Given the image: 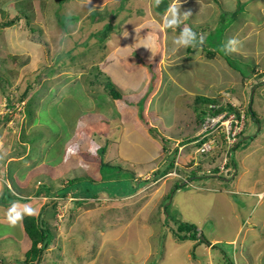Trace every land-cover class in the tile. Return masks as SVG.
<instances>
[{"label":"rangeland","instance_id":"1","mask_svg":"<svg viewBox=\"0 0 264 264\" xmlns=\"http://www.w3.org/2000/svg\"><path fill=\"white\" fill-rule=\"evenodd\" d=\"M119 1L0 0V24L18 17L17 26L0 28V74L10 76L0 80V198L6 190L14 197L10 206L0 204V264H23L22 224L12 227L7 221L14 203L20 211L25 205L35 209L33 216L44 210L51 241L39 246L40 264H264V76H258L264 69L253 66H264L263 20L254 17L262 25L247 29L246 6L241 10L236 1L178 0L187 6L177 5L181 14L190 12L198 25L183 21L172 29L164 26L168 7L157 12L152 0ZM233 10L239 12L236 21L225 27ZM185 25L193 31L203 25L217 35V27L225 28L219 41L214 33L210 37L216 59L206 54L208 39L187 59L186 48L173 43L179 36L175 30ZM200 29L198 35L205 36ZM234 30L239 47L224 53L221 44ZM19 35L27 36V45L17 42ZM68 52L75 59L65 62ZM25 56L28 62L19 67ZM248 61L254 73L244 65ZM218 62L225 74L213 65ZM105 78L121 93L119 100L103 88ZM227 90L230 96H222ZM196 95L222 106L231 99L241 111L248 109L246 129L228 156L220 132L213 136L218 142L211 160L196 156L197 145H188L202 123L193 110ZM92 141L99 145L96 156L87 151ZM76 143L78 156L65 162L67 147ZM99 158L141 180H151L172 163L176 174L206 191L182 183L175 190V175H165L139 190L128 188V194L115 195L118 189L112 187L110 196L99 192L81 207L72 193L59 195L72 178L99 182ZM224 159L229 175L215 171L224 167ZM224 189L236 192L232 205L223 203ZM181 223L192 224L206 242L196 237L172 244L170 230L177 233ZM237 224L241 230L234 237ZM219 235L234 243L207 250L206 243ZM151 248L162 251L159 260Z\"/></svg>","mask_w":264,"mask_h":264},{"label":"trees","instance_id":"2","mask_svg":"<svg viewBox=\"0 0 264 264\" xmlns=\"http://www.w3.org/2000/svg\"><path fill=\"white\" fill-rule=\"evenodd\" d=\"M236 2H237V6H239L241 10L244 9V7L247 4L246 2H239V1H236ZM238 14H239V12H237L236 10H233V12L229 13L231 18L232 19L234 18V20L236 19L235 17H237ZM226 16L227 15H225L223 13L221 14V18L227 19ZM231 18L225 27H227L229 24L230 25L232 24V22L234 20H232ZM17 20H18V17L15 16V17L11 18L9 21L0 24V28H5V27L8 28V27L17 26L18 25ZM26 21L28 22L27 18H26ZM202 27H203V25L198 26V30H199V28H201L200 30H202V29L205 30L204 29L205 26L203 28ZM107 28L108 27L106 26L103 31L106 32ZM217 28L220 31L218 33V35H217V32L214 33L213 30H210V31L205 30L206 35L204 36V42L202 45H198L195 48L187 47L185 49V51H186L185 55H186L187 59L189 58L188 57L189 55L192 56L198 50H200L201 46L204 47L205 46L204 44L207 43V39L210 41V43H208V46L214 47L213 45H216V42H214L213 39H210V37L212 36L213 33L215 34L214 39L216 41L217 40L219 41V39L223 38L225 28L224 27H221V28L217 27ZM198 30H195V31H197L196 32L197 34L199 32ZM29 31L31 32L32 30H29ZM180 32L181 31L176 29V34L180 35ZM30 35H32V32L30 33ZM22 39L26 41L27 36L20 37L18 39V41L21 42ZM38 43H41V42L38 41ZM221 45L223 46V44H221ZM225 46H226V44L224 45V50H225L224 53H227ZM212 47L209 48V49H211V51H208L209 49L206 50V54L210 58L216 56V52L214 51V48H212ZM66 55H67V57L64 60L65 62L67 60H71V59L74 60L75 59V58H73V56L69 52L66 53ZM26 62H27V60H26V58H24V59H22V61L19 62V64L21 63V65L23 66L26 64ZM65 62H64V64H65ZM244 65H247V67L249 68L250 67L249 61L247 62V64L245 63ZM254 67H255V65H254ZM95 69H96V67L93 69V71ZM250 70H251V73H254L253 72L254 68H250ZM93 71H91L89 73V75L93 76V78H94L96 76L93 75V73H94ZM233 73H235V72L233 71ZM258 76L260 77V74ZM263 76H264V74L261 75V77H263ZM0 77H2L0 80L4 79L1 74H0ZM233 77H234V75H233ZM7 79H8V76L4 80H7ZM241 79L243 80L245 78H241ZM103 88L109 93L110 98L112 100H119L122 96L121 93L119 91H117L108 82L107 79L103 84ZM195 102H196V106L194 107V105H193V110L197 113V114H195V117H196L198 123H201L204 120V118L206 116L205 110L210 105L215 106V109L210 111L211 115H217L221 112H224L225 110H227V112L233 110L232 106L227 107V106L220 105V103H218L219 101L216 100L215 98L213 99V98H208L205 96L202 97L201 95H199V96L196 95ZM204 104H206V105H204ZM197 107L200 108V111L197 109ZM154 138H158V135L155 134ZM223 141H224L223 143H225V146L223 147L221 145V147L224 149L225 147H228V142L226 139H224ZM104 149H105V146L99 150L100 155L104 152ZM98 165H99L98 166V172H99V176H100L99 182H96L94 180H87L83 177L72 178L66 184H64L62 186V188H60L58 190L59 195L61 197H63L67 193H72V195L77 199V202H76L77 206L81 207L85 203L86 200L93 198L99 192L106 193L108 196H110V194L112 193L110 191V189H112V187H115L118 189L117 193H115V195H120V193L121 194H128L130 192L129 189H133V190L139 189V188H142L149 183V180L135 179L134 175L131 172L121 170V168L118 165L112 164V163H106L101 158H99V160H98ZM172 168H173V164L170 163V164H168V166L165 168L164 171H161L160 173L156 172L155 176H154L155 180L158 179L159 177L165 176L169 171L172 170ZM178 187L179 186L177 185V187H175V188H178ZM13 201H14V197H12L10 195L8 190H6L5 194L0 198V204L5 205V206H10ZM43 214H44V210H42V212H40L37 216L27 215V216L23 217L21 224H22V229H23V233H24V237H25L24 239H25L27 246L25 247L26 249L24 248L25 252H22L20 250H19L20 252H18L20 255H22V263L23 264H37V263L40 264V263H42L43 260L40 258L41 248L39 246L42 243H44V241H46V240H48V242L51 241V238L48 234L47 223L43 218L44 217ZM176 229H178L177 233H175L174 230H173V232L175 234V237L178 240L183 241V240H187V239H190V240L195 239L194 241H196L198 238L199 243H205L206 242L205 239H202V235L198 236L197 231H195V230L192 231L194 229V226L192 224L191 225H189V224L182 225V223H181L179 226H177ZM28 241L30 243L29 249L27 248L28 247ZM206 244H208V242ZM22 250H23V248H22ZM17 258H18V256L15 259H17ZM14 263L15 262H13V264Z\"/></svg>","mask_w":264,"mask_h":264},{"label":"clouds","instance_id":"3","mask_svg":"<svg viewBox=\"0 0 264 264\" xmlns=\"http://www.w3.org/2000/svg\"><path fill=\"white\" fill-rule=\"evenodd\" d=\"M160 3H161V0H156V4L157 5L160 4ZM177 4H178V0H173L172 5L169 6V7H168V4H167V7H168L167 14H166V16L164 18V26L166 28L175 29V28L179 27L183 23V21L185 19H187L191 15L190 12H183V14H181L180 7H178ZM203 42H204L203 34H199L198 35L196 32H194L187 25H185L182 28V30L180 32V35L178 37H176L174 39V41H173V43L178 48L179 47H184V48L193 47V48H195L198 45H202ZM236 43H237V41H236L235 38L229 39L228 44L225 46L226 51H229V52L236 51V48H235ZM261 58H263V56L255 57V60H259ZM19 60L22 61V59H19ZM20 64H18V65H20ZM254 65H255V68L264 69V66H260V65L256 66V64H254ZM262 74H263V72L260 73V75H262ZM227 92H228V90H227ZM227 95L230 96L229 92L222 94V96H227ZM228 100H226L228 105L225 104L223 106H227V107L228 106H232V108H233L232 111H228L227 112V110H225L224 112H221V113H219L217 115H211V113L209 111L205 110L207 112V114H206V117L204 118V120L202 121V123L199 126L200 127V130H199L200 132H199V134L197 136L198 138L194 142L188 144V145H197V150L199 149V152L196 153V154H198L196 156L204 158V159L211 160L212 155H213V145H215L218 142V139L215 140L213 138V136H215V134H217V132H220V135H221L222 139L223 140L226 139L227 142H228V147H225L227 149V153H226L225 156L229 155L230 151H232L233 147L238 143L239 139H241L242 134L244 133V131L246 129L245 127H246V117H247V115L245 116L246 113H244V112L246 110L248 111V109H246L243 112V111L240 110L241 107H237V106L233 105V103L231 102V99H230V101H228ZM210 106L213 107V109H215L214 105H210ZM235 109H237V111ZM209 116L211 118H216L218 116H223L222 119H220L221 121L222 120H228V119H230V116H231L232 120H230L229 127H227L228 129H226L225 126H221V127H218L217 129H214V127H212V128H208L207 130L203 131L201 126L203 125V123L206 121V119ZM242 118H243V120H242ZM219 123H220V121H218V123H216V124L219 125ZM217 130H219V131H217ZM227 130H229V131H227ZM233 131H235V135L233 137H231L230 135H231V133ZM246 139L247 138H243L242 141H244ZM185 146H187V145H183L182 147H180L178 149L181 150ZM203 146H205L207 150L205 152H200V150H201V148ZM98 149H99V145L95 141H92L90 143V145L88 146L87 151H88V153L90 155L96 156L97 153H98ZM79 151H80L79 143L70 144L67 147V149H66L65 162H67L68 158H70V157L78 156ZM0 158H2V156H0ZM77 163H78V166L86 167V165L83 163L82 160H78ZM221 163L224 164V167H222L221 170L216 169L215 171H218L219 173L222 172V174H225V175H229L230 174V170L227 168L228 160L224 159V162H221ZM172 170H174L173 173H170L171 172L170 171L166 175L168 177H172L173 175H175V177H176L175 181H176L177 185H179V183H182V185L180 186V187H182V186H186L188 184L189 185L192 184V182H191L192 178L185 180L184 178H182L181 176L176 174L177 173L176 167L172 168ZM215 171H214V173H215ZM222 174L220 176H222ZM211 175H213V174H208V175H205V176L209 177ZM163 177L164 176L159 177L156 180H155V177H153L151 180H149V183H155V182H157L159 179H161ZM221 180L224 181V182H228V180H224V179H221ZM174 189L177 190V188H174ZM122 199L123 198H121V200ZM95 200H97V199H95ZM86 202H87V200L85 201V203L83 205H85ZM25 214H27V215H35L36 214L35 213V209L31 208L30 206L25 205L24 208H23V211H20V210H18L17 204L14 203L12 205V207L9 209V212H8V215H7V221L9 223V225L12 226V227L17 226V224L19 222H22L23 216ZM197 233H198V236H199L200 233L199 232H197ZM11 262H13V261H11Z\"/></svg>","mask_w":264,"mask_h":264},{"label":"crops","instance_id":"4","mask_svg":"<svg viewBox=\"0 0 264 264\" xmlns=\"http://www.w3.org/2000/svg\"><path fill=\"white\" fill-rule=\"evenodd\" d=\"M126 1V0H125ZM231 2H234V1H239V2H246L247 4H246V9H245V13H246V22H244V23H246L245 25H246V27H247V29H249V27L250 26H254V27H259L260 25H262V24H264V0H230ZM179 3L177 4L178 6H183V7H185L186 9H187V6H185V3L186 2H181V1H178ZM123 3V1L121 0V1H119L118 2V4H122ZM183 3V4H182ZM168 4V3H167ZM234 4H235V2H234ZM233 4V5H234ZM237 4V3H236ZM152 5H153V7H154V3H153V0H152ZM170 6V5H169ZM168 6V7H169ZM114 7V6H113ZM207 8H208V10H213V11H215V9L211 6V4H209L208 6H207ZM91 11H90V14H93L94 15V11H93V9H90ZM225 9H223V10H221V12H223ZM105 11H107V8H105ZM224 13H225V11H224ZM89 14V15H90ZM99 14V13H98ZM97 14V15H98ZM213 14V13H212ZM256 16H260L261 17V20H263V23L262 24H260V23H258V22H254V17H256ZM209 17V13H208V16H205V18H204V21L207 19ZM196 16L194 17V16H192V15H190L187 19H185L184 21H187L188 23H190L191 24V26H195V25H198L197 23H198V20L196 21ZM203 21V22H204ZM236 21V19L232 22V24L234 23ZM258 24V25H257ZM257 25V26H256ZM264 26V25H263ZM106 27V26H105ZM104 27V28H105ZM204 27V26H203ZM206 28H208V27H206ZM235 29V28H234ZM244 29H246V28H244ZM259 29V28H258ZM239 30H241V29H239ZM176 31V30H175ZM242 31V30H241ZM226 32V31H225ZM231 32V31H230ZM238 33L236 32V30H234V33H231V38H235L236 39V35H237ZM18 36V35H17ZM240 36V35H239ZM20 37H22V36H20L19 35V38ZM230 38V39H231ZM224 40L226 41V42H224V44L223 45H227V43H228V39L227 38H224ZM17 42H20V41H18L17 40ZM29 42H31V43H33V44H35V42H33V41H29ZM24 43V44H23ZM20 44L21 45H27V39H26V41L25 40H21V42H20ZM40 44V43H39ZM237 45V46H236ZM235 45V48L236 47H239V45L238 44H236ZM238 50H239V54H242V53H244L243 51H244V49H242V48H238ZM237 50V51H238ZM228 52V51H227ZM245 55V54H244ZM239 56H241V55H239ZM25 58L27 59V57L25 56ZM215 59L217 58V56H215L214 57ZM247 58H251V56H249V57H247ZM217 61H218V59H217ZM225 61V60H224ZM28 62V61H27ZM26 62V63H27ZM216 64V63H215ZM213 64L215 67H219V69L221 68L220 66L221 65H219V62H218V64ZM13 65H14V63H13ZM19 67H22V65L20 64V65H18ZM23 66H25V65H23ZM10 70H13V69H11V68H9V69H5V72L6 71H10ZM15 70V69H14ZM220 71H223V73L225 74V67L223 66V68H221L220 69ZM233 73V72H232ZM6 74H7V76L8 77H10L9 76V74L6 72ZM232 77H233V74H232ZM200 84H202L201 82H200ZM188 88H190V85H189V87ZM178 90H180V87H178ZM182 91V90H181ZM187 179V178H186ZM185 179V180H186ZM187 186H189V187H192V190H198V191H200V192H205L206 190L205 189H200V188H198V187H196V186H194V185H192V184H188ZM224 192H223V200H225L223 203H225V202H227V204L229 203V204H231L232 205V202H231V200H232V198H235L236 196H237V194H236V192H234V190H229V189H224L223 190ZM208 192V191H207ZM199 195H201V196H204V195H202V194H200L199 193ZM173 196V195H172ZM229 197V198H228ZM213 205H216V204H213ZM217 208V207H216ZM236 210V207H235V209L233 210V211H235ZM201 222V221H200ZM241 230V227H240V225H238L237 224V229H235L234 230V237H236L237 236V234H238V232ZM162 231H165V233H166V235H168V232L166 231V230H161V232ZM160 232V233H161ZM170 232L172 233L173 232V229H171L170 230ZM197 232H199V231H197ZM200 233V232H199ZM23 235H24V233H23ZM114 235L116 236V238H118L120 235L119 234H116V233H114ZM202 235V234H201ZM144 238H146L147 236H146V234H144ZM169 237H170V239H173L174 238V242H172V244H175L176 246H178V244L179 243H184V241H179L176 237H174V236H172V234L171 235H169ZM221 242H224V244H233L234 243V239H230V237H228V238H226V239H224V238H222V236L221 235H219V236H214V237H212V239L210 240V243H208L207 244V250L209 249V248H211V249H213L214 247H215V245H217V244H219V243H221ZM175 246V247H176ZM150 252L149 253H154V256L153 257H155V258H157V260H159V258H160V256H161V254H162V251H155V248H151V250H149ZM23 252H25V251H23ZM262 252H264L263 250H262ZM263 255H264V253H262ZM237 260V259H236ZM162 262V261H161ZM238 262V261H237ZM10 263H12V262H8L7 264H10ZM179 264H185V263H179ZM190 264H192V263H190Z\"/></svg>","mask_w":264,"mask_h":264},{"label":"built area","instance_id":"5","mask_svg":"<svg viewBox=\"0 0 264 264\" xmlns=\"http://www.w3.org/2000/svg\"><path fill=\"white\" fill-rule=\"evenodd\" d=\"M223 116H218L216 118H207L206 121L203 123V125L201 126L203 131L207 130L208 128H212L214 127V129H217L218 127H221V126H225L226 129H228L227 127H229V123H230V120H232V117L230 116V119L228 120H220L222 119ZM243 120V118H242ZM218 121H220L219 125H217L216 123H218ZM229 131V130H227ZM228 134V133H227ZM235 135V131H233L231 133V137H233ZM207 149L205 146H203L200 150V152H205Z\"/></svg>","mask_w":264,"mask_h":264},{"label":"water","instance_id":"6","mask_svg":"<svg viewBox=\"0 0 264 264\" xmlns=\"http://www.w3.org/2000/svg\"><path fill=\"white\" fill-rule=\"evenodd\" d=\"M154 9L157 11V12H162V11H165L167 9V2L166 1H162L161 0V3L160 4H154Z\"/></svg>","mask_w":264,"mask_h":264}]
</instances>
